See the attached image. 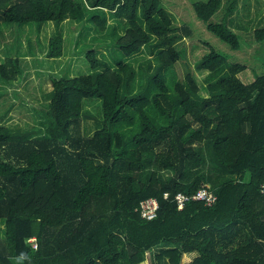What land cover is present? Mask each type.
Instances as JSON below:
<instances>
[{"label":"trees","instance_id":"1","mask_svg":"<svg viewBox=\"0 0 264 264\" xmlns=\"http://www.w3.org/2000/svg\"><path fill=\"white\" fill-rule=\"evenodd\" d=\"M221 2L194 0L192 7L209 31L238 49L226 22L211 20ZM103 10L126 18L115 42L117 67L98 70L102 61L91 49L92 72L51 76L37 135L0 124V264H180L182 253L194 250L189 264H264V72L243 81L245 64L210 45L195 64L202 80L190 69L170 83L155 72L144 91L130 93L133 69L125 57L153 39L161 45L157 67L180 57L183 35L161 0H0V23L78 21L88 12L104 28ZM253 33L264 52V27ZM60 53L54 36L48 54ZM18 62L0 63L1 76L13 77ZM89 97L100 99L101 118L84 136ZM194 142L206 144L226 178L213 185L203 171L188 178L204 158ZM206 185L217 195L212 205L189 200L177 208L174 194ZM150 196L158 209L145 219L137 207Z\"/></svg>","mask_w":264,"mask_h":264},{"label":"rangeland","instance_id":"2","mask_svg":"<svg viewBox=\"0 0 264 264\" xmlns=\"http://www.w3.org/2000/svg\"><path fill=\"white\" fill-rule=\"evenodd\" d=\"M161 1L170 11L173 27L183 35L176 43L180 57L167 69L157 67L161 45L156 39L144 45L139 52L125 57L124 60L133 69L132 77L127 83L130 93L144 91L155 72L165 82L170 83L184 76L190 69L198 80H202L205 72L197 70L195 64L206 54L210 45L229 61L245 64V68L239 73L243 81L249 82L256 74L264 72L263 44L254 38L253 33L256 28L264 27V0H222L218 10L212 15V21L224 20L237 34L240 42L238 49H232L206 28L204 21L194 12L192 7L194 0ZM232 1L234 4L231 11L226 14L227 7ZM103 11L104 17L99 16L104 21V28L93 19L94 14L88 12L78 21L63 19L59 22L0 23V63L7 62L10 57L19 60V71L14 73V69L10 72L13 77L5 79L0 74V124L8 126L13 131L33 132L34 129L42 128L43 111L48 107L52 90L51 76H76L92 72L86 58L87 51L91 49L94 50L95 57L102 61L98 70L117 67L120 56L119 46L115 42L124 31L126 18L118 11ZM54 36H60L61 39V53L56 56L48 54L49 42ZM199 91L202 95L205 90ZM83 103L89 117L80 119V129L82 135L90 136L100 121L101 103L100 99L95 97L86 98ZM207 112L213 115L211 109ZM37 134V131L33 132V135ZM192 144L201 149L204 158L199 167L188 171V178L203 171L211 177L212 182L209 185H213L227 177L228 174L223 169L212 164L210 149L204 142ZM160 172L163 176L168 175L166 170ZM245 177L248 179L249 174ZM1 227H4L3 221ZM2 228L0 234L3 236ZM182 255L180 264H189L190 262L187 259L185 261ZM156 264L170 263L166 258L156 261Z\"/></svg>","mask_w":264,"mask_h":264},{"label":"built area","instance_id":"3","mask_svg":"<svg viewBox=\"0 0 264 264\" xmlns=\"http://www.w3.org/2000/svg\"><path fill=\"white\" fill-rule=\"evenodd\" d=\"M260 192L264 195V180L260 183ZM164 197H167L168 193L164 192ZM173 199L176 202L177 208H182L185 203L189 200H200L205 205H212L216 199V193L210 188L209 185L198 188L194 193L186 194L184 192H177L174 194ZM158 209V201L155 197L150 196L145 199H142L139 202L137 210L140 213V216L145 219H151L155 217ZM32 241V245L36 247L35 237L29 239Z\"/></svg>","mask_w":264,"mask_h":264},{"label":"crops","instance_id":"4","mask_svg":"<svg viewBox=\"0 0 264 264\" xmlns=\"http://www.w3.org/2000/svg\"><path fill=\"white\" fill-rule=\"evenodd\" d=\"M182 254H183L182 258L184 257L185 261L187 259L188 262H191L193 258L197 256L198 252L194 250V251L184 252Z\"/></svg>","mask_w":264,"mask_h":264}]
</instances>
